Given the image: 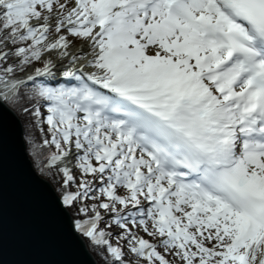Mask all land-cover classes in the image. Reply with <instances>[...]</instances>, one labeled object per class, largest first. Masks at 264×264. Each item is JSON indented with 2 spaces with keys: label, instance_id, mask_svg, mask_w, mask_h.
<instances>
[{
  "label": "snow or ice",
  "instance_id": "6c2138e0",
  "mask_svg": "<svg viewBox=\"0 0 264 264\" xmlns=\"http://www.w3.org/2000/svg\"><path fill=\"white\" fill-rule=\"evenodd\" d=\"M80 256L264 264V0H0V264Z\"/></svg>",
  "mask_w": 264,
  "mask_h": 264
},
{
  "label": "water",
  "instance_id": "95a60500",
  "mask_svg": "<svg viewBox=\"0 0 264 264\" xmlns=\"http://www.w3.org/2000/svg\"><path fill=\"white\" fill-rule=\"evenodd\" d=\"M37 258H43V257L38 256ZM79 259L82 261V264H93L92 258L88 256H80Z\"/></svg>",
  "mask_w": 264,
  "mask_h": 264
},
{
  "label": "bare ground",
  "instance_id": "6f19581e",
  "mask_svg": "<svg viewBox=\"0 0 264 264\" xmlns=\"http://www.w3.org/2000/svg\"><path fill=\"white\" fill-rule=\"evenodd\" d=\"M93 256H94V254H93Z\"/></svg>",
  "mask_w": 264,
  "mask_h": 264
},
{
  "label": "trees",
  "instance_id": "16d2710c",
  "mask_svg": "<svg viewBox=\"0 0 264 264\" xmlns=\"http://www.w3.org/2000/svg\"><path fill=\"white\" fill-rule=\"evenodd\" d=\"M98 259V258H97Z\"/></svg>",
  "mask_w": 264,
  "mask_h": 264
}]
</instances>
